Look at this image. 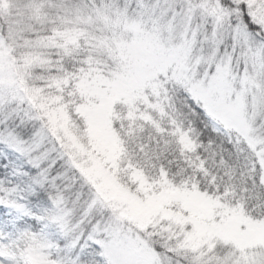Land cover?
<instances>
[{"label":"snow or ice","instance_id":"snow-or-ice-1","mask_svg":"<svg viewBox=\"0 0 264 264\" xmlns=\"http://www.w3.org/2000/svg\"><path fill=\"white\" fill-rule=\"evenodd\" d=\"M0 264H264V0H0Z\"/></svg>","mask_w":264,"mask_h":264}]
</instances>
